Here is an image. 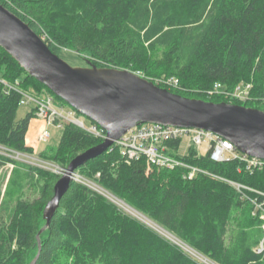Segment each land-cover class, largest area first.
<instances>
[{
	"label": "trees",
	"instance_id": "obj_1",
	"mask_svg": "<svg viewBox=\"0 0 264 264\" xmlns=\"http://www.w3.org/2000/svg\"><path fill=\"white\" fill-rule=\"evenodd\" d=\"M0 4L29 24L59 57L68 48L90 55L99 68L122 65L127 68L121 70L137 72L130 68L138 66L156 73L155 77H175L181 87L193 89L221 83L234 91L242 83L250 84L245 103L221 98L210 102L252 108L264 104V0H0ZM158 49L165 51L150 61ZM0 79L11 84L20 81L24 91H46L64 102L1 47ZM4 89L0 83V145L32 155L35 151L26 136L35 110L18 120L22 96ZM173 93L185 96L179 90ZM102 142L64 122L52 157L44 152L40 157L66 168ZM170 145L178 146L179 141ZM183 159L214 176L188 181L182 168H150L143 160L129 163L113 145L77 172L219 264H264V250L257 252L264 230L261 227L260 235L253 227L256 221L261 223L259 213L254 215V205L228 183L260 192L244 191L263 203L264 170L251 174L239 161L218 164L209 156L197 157L195 149ZM8 163L20 164L0 155V166ZM21 164L42 179L43 188L39 198L19 200L9 221L0 214V264L35 260L37 236L47 224L44 208L60 178ZM40 240L42 249L34 264H201L102 194L74 180Z\"/></svg>",
	"mask_w": 264,
	"mask_h": 264
},
{
	"label": "water",
	"instance_id": "obj_2",
	"mask_svg": "<svg viewBox=\"0 0 264 264\" xmlns=\"http://www.w3.org/2000/svg\"><path fill=\"white\" fill-rule=\"evenodd\" d=\"M0 47L28 74L80 115L106 131L99 145L79 154L54 185L44 209L46 226L59 209L73 181L72 174L106 152L129 130L143 123L210 131L231 141L242 153L264 160V111L226 102L184 97L141 75L116 68L73 67L53 53L21 18L0 4ZM37 236L39 252L42 243Z\"/></svg>",
	"mask_w": 264,
	"mask_h": 264
},
{
	"label": "built area",
	"instance_id": "obj_3",
	"mask_svg": "<svg viewBox=\"0 0 264 264\" xmlns=\"http://www.w3.org/2000/svg\"><path fill=\"white\" fill-rule=\"evenodd\" d=\"M140 75V74H139ZM161 82L163 86L167 89L179 87V80L175 77H166L162 79ZM164 82L168 85L166 86ZM0 83L5 86L7 93L15 91L20 93L22 96L20 101L21 105L32 106L31 110H35V118L42 120L44 126L41 128L39 134L37 135V141L39 143L47 144L51 138V133L49 126L64 127V122H71L76 126L89 132L95 139L104 141L107 137L106 131L101 128L98 124L89 120L87 124L83 117L77 115L75 110H66L65 107L57 108L54 105L53 96L43 91L41 94H36L35 92H27L21 89L20 81H16L15 84H11L4 79H0ZM216 88L222 87L221 83H216ZM251 85L239 86L237 88V98L245 101L249 97ZM184 137H189L190 146L186 156H180L178 154L179 145H170L180 142ZM116 147L121 155L130 162L145 161L150 168H158L165 170H175L182 168L185 170L184 179L188 181L195 180L200 175L214 176L210 172L195 166L190 165L183 158L189 156L191 149H195L197 157L209 156L210 160L222 164L231 161H239L245 167L246 171L253 174L255 171L264 170V160L250 157L241 151H239L236 146L229 140L223 139L220 136L206 130L195 129V128H183L176 126H165L157 123H143L135 126L129 130L124 136L119 140L115 141L113 147ZM204 149L206 155L202 156L200 151ZM16 157L28 156V154H20L12 149L0 145V155L6 156L13 159V155ZM42 163L48 166V170L52 168V164L48 161H42ZM40 165V164H39ZM51 166V167H50ZM41 168L42 167L41 165ZM46 169V168H44ZM46 169V170H47ZM54 173L63 174L65 168L57 167L54 170H49ZM99 176V174H98ZM72 179L78 181L90 188L91 185H95L91 182H86V178L80 175L78 172L72 174ZM239 193L242 194L243 200H248L254 205V215L257 216L259 213L260 220H264V202L260 203L257 199H250L245 193V190L252 191L256 194H261L260 192L251 189L245 185H241L236 182L228 181ZM99 188V187H98ZM104 191L103 188H99L98 192ZM105 192V191H104ZM264 195V194H262ZM171 237V236H170ZM167 238V237H165ZM167 238L172 243L179 242L174 240V238ZM174 241V242H173ZM264 250L262 245L257 252L261 253ZM186 253L192 258L200 262L201 264H207L202 261L201 256L198 255L193 249H186ZM211 264V263H208Z\"/></svg>",
	"mask_w": 264,
	"mask_h": 264
},
{
	"label": "rangeland",
	"instance_id": "obj_4",
	"mask_svg": "<svg viewBox=\"0 0 264 264\" xmlns=\"http://www.w3.org/2000/svg\"><path fill=\"white\" fill-rule=\"evenodd\" d=\"M52 21L56 22V16H52ZM164 51H165V49L164 50L158 49L157 51L152 52L150 55V58H151L150 61H154L155 59L160 58ZM61 58L64 59L68 64H70L73 67H79V68L88 67V65H89L88 61H90L92 64H94L93 59L91 58L90 55L77 54L76 52L69 50L68 48L63 50V52L61 54ZM118 67H120L121 69L127 68L126 66H122V65H118ZM130 69L133 71H137L135 73L140 74L142 77L154 82L158 86L159 85L162 86L163 83L161 82V80L168 77V76H163V75L161 77H155L156 73H153L152 71H148V70L141 71V69H139L138 66H133ZM164 84L166 86H168L165 82H164ZM248 85H250V84H243L242 83V84L238 85L234 89V91H231L224 85H222V87H220V88H216L214 85L213 88H209V89H193V88H186L185 86L181 87L179 84V87H177V88L168 87V90L170 89L172 92L179 90V91H181V93H184L183 94V95H185L184 97L189 96V97H193L196 99H202V100L205 99L207 101H215V100H219L221 98V99L232 101V102L234 101V99H237V100L241 101L242 103H245L246 101H248V99L250 97H248L245 101L237 98V94H239L237 92V88L239 86H248ZM53 98H54V96H53ZM54 105L57 108L65 107L66 110H70V109L75 110L70 105H68L67 103L56 100L55 98H54ZM251 105H254V104H251ZM255 106H257V108H259L260 110L262 109L264 111V104H255ZM31 109H32V106H30V105H21L19 110H18L17 119L20 120V119L25 118V116L27 115V113ZM77 115L79 117H83L85 122L87 124H89V119L87 117L80 115L78 112H77ZM32 125L36 126L37 128L42 127L41 124L33 123ZM49 130L51 133V138H50L49 142L47 144H44V143L37 144L35 142L37 149L34 152V154H32V155L28 154L29 157L20 156L19 158L16 157V154H14L12 158L14 160L18 161V163H20V164L14 165V164L8 163V164H3L0 166V214L3 215V218L6 221H9V219L11 218L13 211H14V208L16 206V203L19 200L24 199V200L33 201V200L39 198V196L41 195V192H42V188H43L42 179L39 176H37V174L35 172H31V170L28 169L27 166L22 165L21 163L26 164V165H30V166H34V167H39V168H41V165H42V167L47 169L48 166L46 164L42 163V161L45 160V161H48V163H51L53 165L52 168L49 170H54L57 167L65 168V167L59 166L57 163L52 162L51 160H48V159L46 160V159L41 158L42 157L41 153H43V152L45 153L46 157H49V158L52 157V155L55 152V149L58 148L61 137L63 135V128L62 127L58 128V127L50 125ZM179 144L180 145H179V149H178V154L180 156H186L188 153V150H189V146H190L189 137H184L179 142ZM200 154L202 156H205L206 155L205 150L202 149L200 151ZM60 163L63 164L62 161H60ZM61 172H60V174H57V173H55V174L61 176L62 175ZM84 178H86V177H84ZM87 181L95 184L94 186L91 185L93 188L89 187L93 191L98 192V189L100 187L103 188L101 185H99L93 179L86 178V182ZM103 190L105 192L101 191L100 194H102L104 197H106L108 200H110L120 210L125 212V214L139 220L140 222H142L146 226L153 229L159 235H162V236L167 237V238L173 237L174 240L176 239V241H179V242L173 241L174 242L173 244L180 247L184 252H187L186 249H188V248L193 249L198 255L201 256L200 258H202V261L206 262L207 264L208 263L219 264V263L211 260L207 256L203 255L199 251L195 250L190 245H188L187 243H185L184 241H182L181 239H179L175 235L171 234L170 232H168L167 230H165L164 228H162L158 224H156L149 217L145 216L141 212L137 211L136 209H134L133 207H131L130 205L125 203L118 196L114 195L113 193L109 192L108 190H106L104 188H103ZM261 223L258 220L255 222V224L253 226L254 228H256V230H260V235H262L261 227L264 230V220H261ZM262 245L264 246V238H263V241L261 242L260 246L258 247V249Z\"/></svg>",
	"mask_w": 264,
	"mask_h": 264
},
{
	"label": "crops",
	"instance_id": "obj_5",
	"mask_svg": "<svg viewBox=\"0 0 264 264\" xmlns=\"http://www.w3.org/2000/svg\"><path fill=\"white\" fill-rule=\"evenodd\" d=\"M33 123L41 124L42 127H43L44 126V122L42 120H39L38 118L32 119V121L30 123L29 131H28L27 136H26V143L29 146L33 147L34 151H36L37 148H36L35 142L37 144H39V142L37 141V135L39 134V132H40L42 127L41 128H37L36 126L32 125Z\"/></svg>",
	"mask_w": 264,
	"mask_h": 264
},
{
	"label": "bare ground",
	"instance_id": "obj_6",
	"mask_svg": "<svg viewBox=\"0 0 264 264\" xmlns=\"http://www.w3.org/2000/svg\"><path fill=\"white\" fill-rule=\"evenodd\" d=\"M15 151V150H14ZM17 152V151H16ZM18 153H20V152H18ZM20 154H22V153H20Z\"/></svg>",
	"mask_w": 264,
	"mask_h": 264
}]
</instances>
